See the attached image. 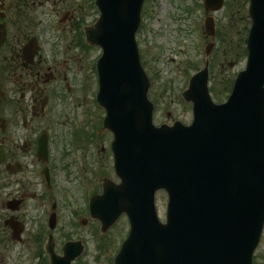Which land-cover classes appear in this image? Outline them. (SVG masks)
Returning a JSON list of instances; mask_svg holds the SVG:
<instances>
[{"label":"water","instance_id":"1","mask_svg":"<svg viewBox=\"0 0 264 264\" xmlns=\"http://www.w3.org/2000/svg\"><path fill=\"white\" fill-rule=\"evenodd\" d=\"M142 2L98 0L100 17L87 30L103 52L97 99L120 178L104 180L102 194L90 201L91 216L102 232L123 213L129 219L114 264H251L264 224V0H249L247 63L227 101L213 103L206 59L182 94L193 104L192 123L160 127L152 124L150 82L135 42ZM222 4L204 0L206 10ZM204 29L214 36L212 18ZM157 190L168 195L165 223L155 210ZM49 251L51 264H70L83 247L67 243L63 257Z\"/></svg>","mask_w":264,"mask_h":264},{"label":"flooded vegetation","instance_id":"2","mask_svg":"<svg viewBox=\"0 0 264 264\" xmlns=\"http://www.w3.org/2000/svg\"><path fill=\"white\" fill-rule=\"evenodd\" d=\"M94 3L0 0V244L25 237L38 246V264H47V240L62 253L54 232L65 187L57 180L69 166L64 149L82 141L73 110L95 81L96 47L84 42Z\"/></svg>","mask_w":264,"mask_h":264},{"label":"rangeland","instance_id":"3","mask_svg":"<svg viewBox=\"0 0 264 264\" xmlns=\"http://www.w3.org/2000/svg\"><path fill=\"white\" fill-rule=\"evenodd\" d=\"M247 8L248 0H224L221 10L206 13L203 0H144L136 41L141 65L151 80L148 98L154 104L155 125H171L175 121L188 125L192 120L191 104L182 99L181 93L189 78L204 64V46L210 40L202 26L207 14L213 16L217 30L215 48L210 56L208 88L214 102L225 100L233 77L245 65V39L250 27ZM95 12L91 11L86 19L93 23L98 17L97 12L94 16ZM92 54V59L99 58L100 48L96 47ZM231 62L233 65L229 66ZM93 90L91 84L82 106L73 110L83 126L80 129L82 141L64 149L69 153L65 158L69 166L66 179L62 176L57 180L65 187L63 201L58 200L60 214L54 232L58 249L68 239L81 240L85 246L82 255L72 264H112V257L128 232L125 216H120L104 234L99 231L98 221L88 219L84 226L79 224L82 218H88L84 207L88 187L89 192L96 190L99 194L103 177L118 180L112 166L111 133L99 131L90 139L95 126L101 128L105 115L103 108L93 104ZM85 178L92 184H83ZM166 200L164 192H157L155 203L161 221L165 216ZM76 209L80 211L74 213ZM2 239L0 264H38L36 243L25 237L23 244ZM254 264H264V230L255 251Z\"/></svg>","mask_w":264,"mask_h":264}]
</instances>
